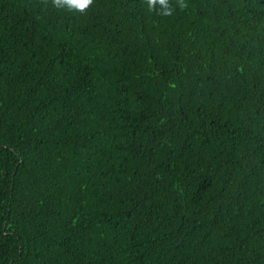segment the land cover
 Masks as SVG:
<instances>
[{
    "label": "trees",
    "instance_id": "1",
    "mask_svg": "<svg viewBox=\"0 0 264 264\" xmlns=\"http://www.w3.org/2000/svg\"><path fill=\"white\" fill-rule=\"evenodd\" d=\"M0 0V264H264V0Z\"/></svg>",
    "mask_w": 264,
    "mask_h": 264
},
{
    "label": "clouds",
    "instance_id": "2",
    "mask_svg": "<svg viewBox=\"0 0 264 264\" xmlns=\"http://www.w3.org/2000/svg\"><path fill=\"white\" fill-rule=\"evenodd\" d=\"M45 4L49 3V0H43ZM161 3L167 11V14H171L173 11L169 0H146L150 9L155 7L156 3ZM51 5L54 8L65 10L68 12H78L85 14L94 4V0H50ZM177 5L181 8L187 7L183 0H177Z\"/></svg>",
    "mask_w": 264,
    "mask_h": 264
}]
</instances>
